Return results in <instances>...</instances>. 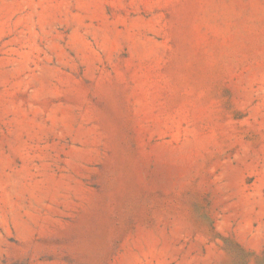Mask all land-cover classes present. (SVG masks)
<instances>
[{"label":"rangeland","instance_id":"374dc122","mask_svg":"<svg viewBox=\"0 0 264 264\" xmlns=\"http://www.w3.org/2000/svg\"><path fill=\"white\" fill-rule=\"evenodd\" d=\"M0 264H264V0H0Z\"/></svg>","mask_w":264,"mask_h":264}]
</instances>
